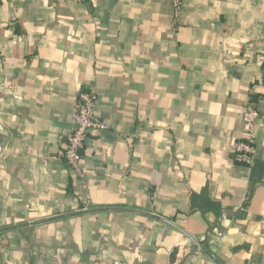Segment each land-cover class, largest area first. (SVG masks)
Listing matches in <instances>:
<instances>
[{
  "label": "crops",
  "instance_id": "crops-1",
  "mask_svg": "<svg viewBox=\"0 0 264 264\" xmlns=\"http://www.w3.org/2000/svg\"><path fill=\"white\" fill-rule=\"evenodd\" d=\"M0 264H264V0H0Z\"/></svg>",
  "mask_w": 264,
  "mask_h": 264
},
{
  "label": "built area",
  "instance_id": "built-area-1",
  "mask_svg": "<svg viewBox=\"0 0 264 264\" xmlns=\"http://www.w3.org/2000/svg\"><path fill=\"white\" fill-rule=\"evenodd\" d=\"M183 0H173L175 12L178 13ZM98 97L93 92L81 91L77 95L73 106L74 128L67 137V144L58 155L63 159L75 177L84 179L82 170L83 150L86 141L91 135L106 130L107 125L101 120L97 111ZM260 119V112L255 104H250L243 113L241 120L244 124L243 138L232 147L236 163L251 166L253 164L257 144L255 140V127ZM215 237L220 238L223 232L220 227L213 230Z\"/></svg>",
  "mask_w": 264,
  "mask_h": 264
},
{
  "label": "water",
  "instance_id": "water-1",
  "mask_svg": "<svg viewBox=\"0 0 264 264\" xmlns=\"http://www.w3.org/2000/svg\"><path fill=\"white\" fill-rule=\"evenodd\" d=\"M138 214H141V215H144V216H147V217H150V218H153V219H156L158 221H161L167 225H170L174 228H176L178 231H180L181 233H183L187 238H189L192 242L196 243L197 244V241L196 239L190 237V235H188L186 232H184L182 229H180L179 227H177L174 223L162 218V217H158L156 215H153V214H148V213H144V212H137Z\"/></svg>",
  "mask_w": 264,
  "mask_h": 264
}]
</instances>
